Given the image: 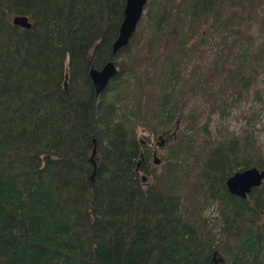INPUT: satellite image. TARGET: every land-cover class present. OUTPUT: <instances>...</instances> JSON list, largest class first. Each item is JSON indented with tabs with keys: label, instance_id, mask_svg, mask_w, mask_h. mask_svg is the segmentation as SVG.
<instances>
[{
	"label": "trees",
	"instance_id": "obj_1",
	"mask_svg": "<svg viewBox=\"0 0 264 264\" xmlns=\"http://www.w3.org/2000/svg\"><path fill=\"white\" fill-rule=\"evenodd\" d=\"M124 1L0 0V264H264V179L224 183L264 168V0H146L111 53Z\"/></svg>",
	"mask_w": 264,
	"mask_h": 264
},
{
	"label": "water",
	"instance_id": "obj_2",
	"mask_svg": "<svg viewBox=\"0 0 264 264\" xmlns=\"http://www.w3.org/2000/svg\"><path fill=\"white\" fill-rule=\"evenodd\" d=\"M146 0H125L122 9V18L118 26L117 34L111 44V53H114L119 47L125 45L135 29L136 23L142 13L143 5ZM13 24L28 28L30 22L26 15L16 14L11 17ZM116 72V66L112 60H107L100 68L89 67L88 75L94 86L95 92H99L107 83L108 79ZM153 161L158 162V157L153 153ZM145 177L142 175V180ZM264 179V168L251 166L243 170H237L228 175L225 180V186L233 194L241 197L246 195L255 186L262 183Z\"/></svg>",
	"mask_w": 264,
	"mask_h": 264
},
{
	"label": "rangeland",
	"instance_id": "obj_3",
	"mask_svg": "<svg viewBox=\"0 0 264 264\" xmlns=\"http://www.w3.org/2000/svg\"><path fill=\"white\" fill-rule=\"evenodd\" d=\"M208 58H209V53H207L206 56H204L203 59H199V62L202 64H206L208 62ZM256 87L261 88L262 90H264V71H262L257 78V82H256ZM199 98H191L188 101L187 107L185 108V112L189 110V108H194L199 101H197ZM208 110V109H207ZM204 111V115H205ZM210 129L211 131H213L214 133H224V132H229V114L226 116V119H223V117L220 114H216L215 112H210ZM203 118V117H202ZM251 118V122L254 120L255 121V133L258 137V141L262 146V151L264 152V110H261V112L256 113L255 118L254 117H250ZM245 119L244 117H239V118H231L230 120V128L233 129L235 127H238V125L241 122H244ZM219 122H221V125H219ZM162 139V140H161ZM167 139L166 135H162V137L156 139L157 141H162ZM155 149V155L157 156H162L164 154V148L161 146L156 147V144L154 146ZM206 212L210 213V214H215L216 210L214 205H210L209 208L206 209Z\"/></svg>",
	"mask_w": 264,
	"mask_h": 264
},
{
	"label": "flooded vegetation",
	"instance_id": "obj_4",
	"mask_svg": "<svg viewBox=\"0 0 264 264\" xmlns=\"http://www.w3.org/2000/svg\"><path fill=\"white\" fill-rule=\"evenodd\" d=\"M160 143V142H159Z\"/></svg>",
	"mask_w": 264,
	"mask_h": 264
}]
</instances>
